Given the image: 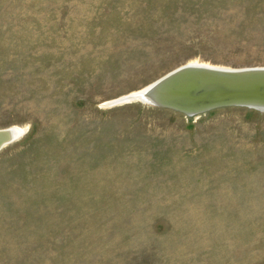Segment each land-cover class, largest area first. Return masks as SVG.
Returning <instances> with one entry per match:
<instances>
[{
	"label": "rangeland",
	"instance_id": "1",
	"mask_svg": "<svg viewBox=\"0 0 264 264\" xmlns=\"http://www.w3.org/2000/svg\"><path fill=\"white\" fill-rule=\"evenodd\" d=\"M190 63L264 68V0H0V264H264V110L108 104Z\"/></svg>",
	"mask_w": 264,
	"mask_h": 264
},
{
	"label": "water",
	"instance_id": "2",
	"mask_svg": "<svg viewBox=\"0 0 264 264\" xmlns=\"http://www.w3.org/2000/svg\"><path fill=\"white\" fill-rule=\"evenodd\" d=\"M249 70L226 73L208 70L184 74L181 72L182 75L178 74L179 77L153 94L151 99H146L150 89L142 92L137 99L185 115L199 114L226 106L264 110V83L259 81L264 80V70ZM1 140L0 149L13 142L15 138Z\"/></svg>",
	"mask_w": 264,
	"mask_h": 264
},
{
	"label": "bare ground",
	"instance_id": "3",
	"mask_svg": "<svg viewBox=\"0 0 264 264\" xmlns=\"http://www.w3.org/2000/svg\"><path fill=\"white\" fill-rule=\"evenodd\" d=\"M251 70H257V71H261L264 70V68H250ZM204 70H208V71H216V72H235V71H244L246 70V72L249 69H228V68H221V67H214V66H208V65H203V64H195V63H190V64H184L181 65L177 68H175L173 71H170L168 73H166L165 75L161 76L160 78L156 79L154 82L150 83L149 85L145 86V88L135 92H132V94L124 96V97H120L117 100L111 101L108 104L111 103H120L126 100H135L137 98L140 97V94L142 92H144L146 89L149 90V95L146 96V99L150 98L151 96L155 93H158L159 90H161L163 87L167 86V84L169 82H171L172 80H174L175 78L179 77L180 75L184 74V73H194V72H201ZM206 71V72H208ZM250 71V70H249ZM182 72V74H180ZM255 72V71H253ZM263 72V71H262ZM180 74V75H178ZM178 75V76H177ZM261 81L260 83H264V80H259ZM164 89V88H163ZM24 133L23 128H20L18 126H8V127H4V128H0V142L2 141L1 138H15L18 139L22 134Z\"/></svg>",
	"mask_w": 264,
	"mask_h": 264
}]
</instances>
